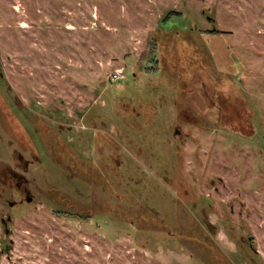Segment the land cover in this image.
I'll use <instances>...</instances> for the list:
<instances>
[{"label":"rangeland","instance_id":"obj_1","mask_svg":"<svg viewBox=\"0 0 264 264\" xmlns=\"http://www.w3.org/2000/svg\"><path fill=\"white\" fill-rule=\"evenodd\" d=\"M211 252L264 264V0H0V264Z\"/></svg>","mask_w":264,"mask_h":264},{"label":"trees","instance_id":"obj_2","mask_svg":"<svg viewBox=\"0 0 264 264\" xmlns=\"http://www.w3.org/2000/svg\"><path fill=\"white\" fill-rule=\"evenodd\" d=\"M164 21H166V19L164 20ZM167 31H170V32H172V31H174L172 28L171 29H166ZM191 33L192 34V31H186V30H183V29H179V30H175V36H174V39H172V34L171 33H169L170 34V37L168 38V39H159L158 38V36L155 38V37H153L151 40H150V42H151V50H152V55L148 58L149 60H148V63L150 64V65H148L147 67H146V69L148 70V69H150L151 67H153V66H151V63H154L155 65H156V67L157 66H159V64H162L163 65V67L164 68H166V69H168V70H173L174 71V75H175V77L176 78H178L179 80H181V81H183V82H185V80L184 79H182V78H180L179 76H177L178 74H179V72L181 71L179 68H177L178 67V64H177V62L178 61H176V60H178V59H176V60H172L170 57H168V52H167V49H169L170 50V45H171V42H172V40H173V44L175 43V45H177V47L178 48H183V49H185L186 47H188L189 48V50H190V52H189V54H193V55H195L196 53L194 52V49H192L191 47H190V45H188V44H186V38L185 37H183V36H181L180 34H183V33ZM183 35H186V34H183ZM173 48V47H172ZM200 48V47H199ZM204 48H207V47H205L204 46ZM201 49H203V48H201ZM208 51H206V52H203L202 50H200V51H198V53H201V52H203V54L205 55V57H206V54H210V50H209V48L207 49ZM196 56V59H197V56H199V55H195ZM184 57H188V55L186 54V55H184ZM182 60H183V64H185V65H192V64H194V65H196V63H198V62H201V61H190V58L188 59V60H186V59H184V58H182ZM184 90H185V87H184ZM186 91V90H185ZM187 92V91H186ZM100 135V134H99ZM98 134H97V136H99ZM98 148V147H97ZM102 149V148H101ZM101 149H99V150H101ZM100 154H102V152L100 153ZM104 156V155H103ZM118 157H119V155H118ZM81 158V157H80ZM82 159V158H81ZM102 160V158L100 157V159H99V161H101ZM101 163V162H100ZM84 173H87V172H85V171H83ZM110 193V192H109ZM127 194V193H126ZM122 195V194H121ZM123 196V195H122ZM115 197V196H114ZM130 198L128 197L126 200H129ZM110 210H113V211H118V207H112V208H110ZM117 215H118V213H117ZM144 216L146 217V219L145 218H142V221H144V223L142 224V225H149L150 226V223H149V221L147 220V216L149 217V216H151V214L150 215H145L144 214ZM195 230H199L198 228H197V226H195L194 227V231H189V237H194V235H191L190 233L191 232H194L195 233ZM201 231V230H200ZM170 234H172V233H170ZM175 237L177 236V234H173ZM183 240V239H182ZM194 240H195V242H196V249L198 250H196V252H199V248H203L208 242L207 241H205L204 243H202V241H201V243L203 244L201 247H199V248H197V245L200 243V242H198L197 241V239L196 238H194ZM182 243H184V245H185V243H186V245L188 244V240L187 241H184L183 240V242ZM190 250V249H189ZM207 250H209V249H207ZM199 253H201V252H199ZM202 254V253H201ZM210 256L211 257H218L219 258V260H220V262H221V264H225V262H223L222 260H221V258H220V255H219V253H216V252H211L207 257H205V256H203L202 257V259H201V261H202V263L204 264V262L203 261H205V260H207L208 262H209V264H210V262H212V261H210L209 260V258H210ZM212 264V263H211Z\"/></svg>","mask_w":264,"mask_h":264},{"label":"flooded vegetation","instance_id":"obj_3","mask_svg":"<svg viewBox=\"0 0 264 264\" xmlns=\"http://www.w3.org/2000/svg\"><path fill=\"white\" fill-rule=\"evenodd\" d=\"M23 157H24L23 155L19 154V160L23 161L24 171L27 172L29 164H31L32 160L30 159L31 161L27 162V160ZM9 177L16 179V187L19 191H21L22 194H24L26 201H27V198H33L31 196V194H30L31 192L27 186L28 182L22 174H20L16 170H13V168L12 169L9 168L8 173H6L4 176L3 183L5 181L8 182L10 180ZM27 202H29V201H27Z\"/></svg>","mask_w":264,"mask_h":264},{"label":"built area","instance_id":"obj_4","mask_svg":"<svg viewBox=\"0 0 264 264\" xmlns=\"http://www.w3.org/2000/svg\"><path fill=\"white\" fill-rule=\"evenodd\" d=\"M125 76H124V74L122 73V72H118V73H116V74H114V79H123Z\"/></svg>","mask_w":264,"mask_h":264},{"label":"water","instance_id":"obj_5","mask_svg":"<svg viewBox=\"0 0 264 264\" xmlns=\"http://www.w3.org/2000/svg\"><path fill=\"white\" fill-rule=\"evenodd\" d=\"M32 198H27V201H31ZM14 202H10V205H13Z\"/></svg>","mask_w":264,"mask_h":264}]
</instances>
